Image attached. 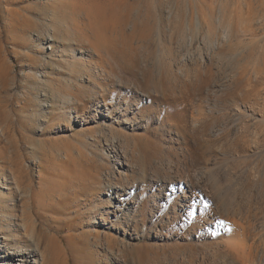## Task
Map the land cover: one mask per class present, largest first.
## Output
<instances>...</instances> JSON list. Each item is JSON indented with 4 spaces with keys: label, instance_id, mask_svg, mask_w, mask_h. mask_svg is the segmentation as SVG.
Listing matches in <instances>:
<instances>
[{
    "label": "rangeland",
    "instance_id": "rangeland-1",
    "mask_svg": "<svg viewBox=\"0 0 264 264\" xmlns=\"http://www.w3.org/2000/svg\"><path fill=\"white\" fill-rule=\"evenodd\" d=\"M66 2L77 6L74 21L62 16L71 13L65 10ZM84 4L85 0H0V214L16 215L23 209L20 193L10 192L12 178L19 177L21 183L30 181L37 189V174L42 167L71 171L70 175L76 177L101 164L98 169H102L99 173L104 183L112 170L116 177L118 171L124 175L127 168L115 165L106 150L107 143L99 136V131L113 128L131 138V146L135 145L139 153L138 160H128L137 166L135 179L130 178L134 204L144 201L149 207L161 208L164 195L169 202L167 216L148 215L143 225L138 223L142 238L133 244L142 248L146 257L143 264H235L234 258L225 253L228 244H224L234 240L233 234L242 232L232 225L233 200L239 201L243 215L249 169L257 172L256 179L264 176V146L259 148L264 136V0H136L133 19L125 29L99 26L91 15H85ZM170 8L172 26L180 17L183 32L170 33L165 24L163 17ZM161 19L162 44L183 63V75L174 66L169 77L160 76L156 67L161 47L156 32ZM55 22L63 26L62 30ZM51 28L58 32L56 43L41 39L42 33ZM77 31L82 33L77 43L75 37L66 41L65 35L75 36ZM72 62L77 63L74 71L70 70ZM82 62L86 71L82 68L80 83L91 101L85 98L75 103L79 109L75 113L64 108V96L56 88L63 78L76 81ZM184 65H208L211 76L205 80L203 74L191 81L185 78ZM239 68L246 71L236 84L234 76ZM146 72H151L153 81L146 79ZM86 76L92 78L87 80ZM92 79L99 84L94 87ZM92 87L96 88L97 99L92 96ZM199 107L206 115L204 121ZM239 117L242 123L230 128L228 124ZM94 131L100 142L83 136V132ZM81 154L87 157L81 159ZM66 155L72 158L66 160ZM210 164L220 168L217 171ZM196 171L203 173L206 183L233 185V189L227 187L230 192L215 204L206 197L196 198L188 223L175 210L183 195L180 181L177 187H170L168 182L184 172L194 177ZM223 172L228 174L224 176ZM164 173L168 177H159ZM160 179L167 180L165 191ZM260 181L256 180V186L262 184ZM237 188L240 193L235 195ZM105 199L103 193L101 200L107 206ZM200 214L212 223L195 228ZM10 223L4 218L0 225L7 230ZM103 231L91 229L92 233ZM78 232L60 235L74 237ZM109 234L118 240L124 238L122 230Z\"/></svg>",
    "mask_w": 264,
    "mask_h": 264
},
{
    "label": "bare ground",
    "instance_id": "bare-ground-1",
    "mask_svg": "<svg viewBox=\"0 0 264 264\" xmlns=\"http://www.w3.org/2000/svg\"><path fill=\"white\" fill-rule=\"evenodd\" d=\"M72 2H66L65 10L66 12H71L69 13L70 15L62 13L63 18L68 21H74L75 12H77V6ZM134 5H136V0H85L83 12L86 16L91 15L93 21L103 28H108L109 26H117L121 29H125L127 24L130 23L133 19V14L131 13V11L133 10ZM147 11L149 14L150 7L147 8ZM230 16L229 19H232V16ZM163 19L165 21V24L169 26L170 33L183 32V25L181 24L180 17H176V20L178 19L180 22H175L174 20L175 25L172 26L173 18L171 8L169 9V13L167 14V16H164ZM163 19L159 21V26L156 32L158 46H161L155 58L156 60L158 59L159 62L156 67L159 68L160 76H168V73H170L171 69H173L174 66L177 67V70H179L183 75V63L181 64L178 59L175 60L173 56V50L170 47H167L165 44H162ZM219 20H217V24L221 23V20ZM55 23L57 24L58 28L59 26H61V28L59 29L62 30L63 26L59 24V22ZM196 24L198 28L200 26V22L198 21V19L196 20ZM54 33L55 32L54 30H52V28L45 33H42V41L56 43V41H58L56 38L58 32L55 34ZM81 35L82 33L80 31H77V34L75 36L65 35V38L67 41L69 37H75L76 40L74 41L75 43H77V39ZM208 58L209 57H207V59ZM173 61L175 62L171 63ZM84 66L85 62H82L81 71H79L80 68H77L78 74L76 76V81H71L67 78H63L64 80L59 81L60 84L56 88L57 92L61 93L62 91L61 94H63L62 96H64L62 105L64 106V108L74 110L75 113L79 111L78 107L74 105L75 103H82V100H84L85 98H87L86 101H91L89 99L91 97H89L88 90L83 84L80 83L81 81H83L82 78L84 76V72L82 68H84ZM184 66V71L186 73L185 78H191V81L192 79L196 81V78H199V76L202 77L203 74L205 80L209 79L208 75L211 76L210 68L208 65L200 68L191 66L187 68L186 65ZM70 67V70L74 71V68L77 67V63L72 62ZM245 71L239 68L236 76H234L235 81L233 80L236 84H240L241 79L245 76ZM149 74H151V72H146V79L148 81H153L152 75ZM86 77L87 80L92 78V76ZM95 79H92L91 81L94 87L99 84ZM215 79L213 80L214 82ZM94 87L92 88L94 89ZM93 92L94 93L92 94V96H94V99H97L95 97L96 88ZM237 101H239V99H237ZM81 109H84V107L80 108V110ZM59 110H61L60 106ZM199 110L200 118H202L204 121L206 115L202 114L200 107ZM241 120H243V118L239 117L238 119L232 120V123L230 122L228 125L231 128L233 125H237L239 122H241ZM107 129L108 130L105 131L102 130V132L99 131V136H101V138H103V141L107 143L106 150L108 154H110L113 158L112 160L114 161L115 165H118L119 169L125 167L127 168L124 175H122V173L118 171V175L116 177L115 171L112 170L111 175L107 174L105 178L106 182L104 183V178H102L101 174L99 173L101 168L98 169L102 165L98 163L99 167H97V164H94V162L96 161L94 159L93 164L97 168H95V166L93 165V168L95 169L87 171L86 174L83 173L84 175H78V173L74 172L77 170L73 169L74 171H72L75 173V175H78L76 177L71 176V171H67L65 168H63V170H66L68 173L62 170L59 171L58 169V171H54V169L42 167V162L40 163L38 161V163L41 164L42 168H40L37 174L39 179V182L37 183V189H34L30 181H28L27 183L29 184H27L26 182L21 183L19 177L17 178L16 176H14L12 178L13 187L10 189V192L13 191V193H20V196L23 197V209L16 215L12 213L9 215L2 213L0 214V223H2V219L4 218L12 222L8 224L7 230L0 225V248L2 247V249H0V257L4 259V261H1L0 264H143V262H145L144 259L146 257L144 253L141 252L142 248L137 247L133 244V242L142 238V235L139 233L138 223L141 222L143 225L147 221L148 215H152L150 216V218H155V215H157L156 217L167 216L170 209L169 205H167L169 204V202L167 199V195H164L163 205L161 208L158 207L157 209H155L153 206L149 207L148 205H146V202L144 203V201H140L137 206L134 204L132 199L135 191L131 187L133 183L130 181V178L132 180L135 179L137 166L129 163L128 160H130V158L131 161H135L133 159L138 160L139 153L135 145L131 146L132 139L126 136L124 132L120 134L121 132H117V129ZM95 133V131L90 134L83 132V136H92V140L96 142L99 138L95 136ZM98 142L97 144H99ZM259 143H257L260 145L259 148L264 146V136H261V140ZM256 146L258 147V145ZM262 154L264 156V149ZM86 155L84 154V156L82 155L80 156V158L83 159V157L85 158ZM68 157L72 158L69 155L67 156L66 160H68ZM40 159L41 158H39V160ZM73 161L66 162L72 163ZM90 161L92 162V160ZM66 162L64 163L63 161L62 163L66 164ZM74 163H76V159ZM210 165L211 167L215 166V164ZM221 165L222 164H220V166ZM224 166L226 167V165ZM207 169L212 170L210 169V167H208ZM216 170L218 171V168ZM220 170L221 169H219V172ZM224 170L222 169L221 171ZM249 171V174H247L248 183L244 188L246 190V199L244 204L247 206V209L243 214L244 216L240 214L242 213L240 212L241 208H239L241 204L239 205V201L237 199L233 200L232 198L234 204L232 207L233 210L230 212L232 217V225L236 229H241L242 232L239 233L241 235L237 233L233 234L234 240H231L228 243H224L225 245L228 244V247H225L227 248L225 250V253H228V256L234 258L235 264H264V176L262 177L259 175V177H257L256 179L255 174L257 172L255 171L256 173H254L252 167L251 170L249 169ZM224 173L225 172H223V174ZM226 173L228 174V172ZM185 174L186 173L184 172L183 174L178 175L177 179H171V181L169 178L170 182H168V184L170 187H177L176 182L177 180L180 181V190L183 189V195L180 203H178L177 205V209L175 210L180 213V216L183 215V217L186 218L187 221L189 220V218H193L192 212L195 207L194 203H197L196 198L206 197L208 201L215 204L216 199L219 200L220 198H223V196L227 194L228 188H232L233 186L231 184L232 186H227V188L222 187L221 185L216 183H206L207 181L205 182L203 180V178L205 177L200 171H196L194 177H189V174L188 176H185ZM159 177L165 178L168 176H166V174L164 173V176ZM255 179L261 180L262 184L260 186H256L257 184H255ZM159 181H162L160 187H162V191H165V188L167 186L165 181L167 180L160 179ZM235 183L233 182V184ZM103 193L106 195L105 200L108 203L107 206H104L105 201L101 200V195H103ZM234 193L235 195L239 194V188L234 189ZM145 208H147L148 211H146ZM229 208L231 210V206ZM214 213L210 215L211 220L215 218ZM209 220L210 219H206L205 216L200 214L198 219L200 223H197L196 225H194V227L205 226V224H207ZM93 228H98L99 230H103L104 228V231L103 233H92L91 229ZM112 230L118 232H121L122 230L124 238H126L131 244L125 243V239L123 237L118 240L117 237H113V235H110L109 232ZM65 231L79 232L76 233L74 237L71 235H60ZM199 263L203 264L201 262Z\"/></svg>",
    "mask_w": 264,
    "mask_h": 264
}]
</instances>
